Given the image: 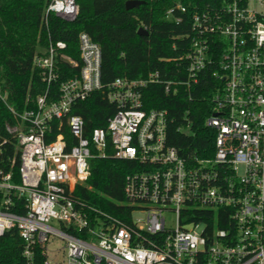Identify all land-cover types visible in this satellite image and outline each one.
Here are the masks:
<instances>
[{"label": "built area", "instance_id": "2783aa9c", "mask_svg": "<svg viewBox=\"0 0 264 264\" xmlns=\"http://www.w3.org/2000/svg\"><path fill=\"white\" fill-rule=\"evenodd\" d=\"M50 12L74 21L80 6L50 0L46 21ZM193 28L188 79L166 82V92L191 87L208 70L222 82L206 119L216 131L214 155L193 163L167 141L169 111L144 108V89L161 82L159 73L106 85L102 48L87 32L79 35L80 60L65 54L63 40H50L35 55L47 89L32 108L10 106L18 122L7 126L18 140L21 182L0 169V236L18 229L26 264H36L39 250L50 264L47 245L54 237L64 242L65 264H264V0H222L195 14ZM63 63L76 73L60 82L55 96L51 87ZM96 91L117 109L106 127L87 136L73 109ZM109 141L117 157L137 163L124 189L134 207L128 221L92 215L73 195ZM14 198L25 200V213L12 211ZM170 212L175 227H168Z\"/></svg>", "mask_w": 264, "mask_h": 264}, {"label": "trees", "instance_id": "16d2710c", "mask_svg": "<svg viewBox=\"0 0 264 264\" xmlns=\"http://www.w3.org/2000/svg\"><path fill=\"white\" fill-rule=\"evenodd\" d=\"M76 1L80 13L74 21L53 12L47 15L46 21L50 0H0V93L6 96V102L0 97V169L12 172L15 183L21 182L18 140L7 126L18 122L10 106L19 112L32 108L33 101L47 89L34 64L35 55L43 51L50 40H63L67 43L65 54L80 60L81 32H87L102 48V75L106 85L117 77L142 79L159 73L161 82L150 83L144 89V108L169 111L167 141L190 162L212 157L216 131L206 124V119L212 113L221 80L208 70L191 87L179 84L176 92H166L165 86L169 81L188 79L186 55L195 36L193 18L205 10L219 8L222 0H144L133 8L126 7L128 0ZM178 5L184 6L186 11ZM172 8L174 17L169 19L167 13ZM141 27L147 29L148 35L139 34ZM75 73L68 64L61 65L59 78L51 87L55 96H58L60 82ZM116 109L106 93L96 91L78 102L73 112L84 118L85 132L89 136L93 129L106 127ZM189 123L192 134L183 129ZM55 130L58 132L56 125ZM62 131L68 139L74 140L67 127ZM90 165L91 173L76 185L74 197L92 215L108 213L128 221L134 207L124 189L136 161L117 157L109 141L105 154H96ZM2 198L0 191V207ZM11 209L25 213V200L14 198ZM24 245L17 228L7 230L0 236V264H26ZM45 260L46 256L39 250L36 264H44Z\"/></svg>", "mask_w": 264, "mask_h": 264}, {"label": "rangeland", "instance_id": "374dc122", "mask_svg": "<svg viewBox=\"0 0 264 264\" xmlns=\"http://www.w3.org/2000/svg\"><path fill=\"white\" fill-rule=\"evenodd\" d=\"M185 132L192 134L190 127L185 128ZM239 174L243 173V169L240 168L238 171ZM137 217H144V213H137ZM168 227H175L176 225V215L173 212L166 214ZM64 242L60 238H52L47 245L48 248V260L50 264H65L64 260V251H63Z\"/></svg>", "mask_w": 264, "mask_h": 264}, {"label": "water", "instance_id": "95a60500", "mask_svg": "<svg viewBox=\"0 0 264 264\" xmlns=\"http://www.w3.org/2000/svg\"><path fill=\"white\" fill-rule=\"evenodd\" d=\"M144 2H145L144 0H128V1L126 2V7H127V8L137 7V6L141 5V4H143ZM139 34H145V35H148V31H147L146 28L141 27V28L139 29Z\"/></svg>", "mask_w": 264, "mask_h": 264}]
</instances>
